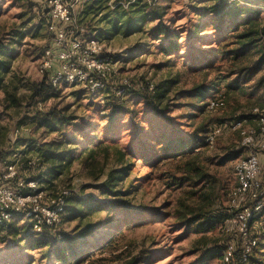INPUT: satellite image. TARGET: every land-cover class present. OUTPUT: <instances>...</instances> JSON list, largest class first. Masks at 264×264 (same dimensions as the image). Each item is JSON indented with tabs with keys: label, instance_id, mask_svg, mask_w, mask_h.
Returning a JSON list of instances; mask_svg holds the SVG:
<instances>
[{
	"label": "rangeland",
	"instance_id": "1",
	"mask_svg": "<svg viewBox=\"0 0 264 264\" xmlns=\"http://www.w3.org/2000/svg\"><path fill=\"white\" fill-rule=\"evenodd\" d=\"M92 1L95 0H70L78 26L84 19L89 20L90 17L86 18L84 10L86 4ZM119 1L104 0V10H113ZM133 1L122 2L128 7ZM151 1L153 0H143L145 3ZM247 1L251 2V7H259L257 0H239L238 3L244 4ZM154 2L165 9L162 21L168 29L181 32L179 51L168 55L160 50L162 38L154 39L151 36L152 29L159 20H150L144 24L142 31L134 34H126L123 30L107 39L99 33L108 27L103 15L109 12H100L97 15L100 22L97 19V26L93 31H88L102 40L109 57L119 61L108 71L104 88L106 90L94 94L80 86L63 85L58 88L61 91L59 98L37 101L31 95L34 86L43 79L40 72L42 56L46 49L53 47V35L48 30L51 20L49 10L45 0H0V38L21 26L26 33L22 43L17 46L6 81L0 87V127L7 137L6 145L0 148V152L5 153L4 161L0 160L2 173L13 163L22 181L41 175L40 146L63 135L72 137L78 128L86 134L79 138L81 144L76 150V156L71 162H67L60 173L41 181L47 195L54 196L65 189L76 197L100 196L98 187L115 166L113 153L109 152V157L105 158L104 152H99L95 156V163L91 164V158L84 154L82 147L88 143H97L94 138L97 135L103 136L101 133L104 130L110 132L103 136L105 144L126 145L138 140V151L156 149L158 155L162 156L159 159L164 161L157 160L151 164L141 159L136 160L135 168L124 187L127 188L129 183H140L132 197V203L148 208L147 214L126 216L119 213L118 216L123 220H134V223L126 227L122 223L116 229L98 230L91 238L92 244H96L88 249L83 247L80 251H89L80 255L81 261L76 264H196L198 256L205 249H210L211 253L205 264H223L220 248L230 234L224 226L227 219L217 221L212 229L197 232L193 227H184L179 216L187 206L199 205L204 200L211 203L206 211L208 215L225 209L231 210L229 193L236 185L233 168L246 150L240 148V136L225 127L215 137L213 144L207 146L202 145L196 135L205 137L214 125H228L234 119L248 116L254 107H264V84L258 85L261 73L243 76L238 88L227 92V82L223 78L232 65L226 58L220 59L216 64L221 65L218 68L196 70V66H206L205 61L200 58L213 49V46L197 40H203L206 36H209L207 39H215L219 33L211 22L210 14L205 28V20L199 15L208 3H212L211 0H155L152 3ZM113 23L112 18L108 25ZM197 25L204 29L192 43L189 36ZM217 46V43L214 44V47ZM194 47L204 54L198 53L191 57ZM255 57V54L249 53L247 61H252ZM216 77L222 78L217 82L219 89L208 98L223 97L225 104L209 109L206 107L207 98L190 94V91L199 83L211 85ZM235 78L236 76L229 81ZM161 83L168 84V97L171 98L164 116L148 107L141 96L143 93H150ZM121 85H127L129 92L118 99L120 94L117 93ZM7 93L15 95L17 105L6 96ZM106 97H110V103L112 99L124 101L122 112L112 123L105 117L111 111V106L103 102ZM56 103L58 107L70 104L71 109L76 110L78 118L74 125L50 132L48 128L40 126L37 115ZM248 123L256 125L251 119ZM183 144L199 148L183 149ZM229 153L236 155L232 159H226ZM167 156L171 158L166 159ZM190 156L196 157L200 166L210 175L212 184L198 182L185 183L183 187L173 185L171 176L180 175L182 162ZM3 181L6 182L5 179ZM9 183L16 185L14 182ZM156 208H159L158 211H155ZM115 216L116 212L112 211L110 217ZM106 217L108 213L103 211L91 219L96 221ZM14 222L19 227H27L29 224L22 219ZM76 225L77 221L70 220L67 215L55 230L46 232L53 237L62 232L73 234ZM257 235L259 244L253 256L259 264H264V233ZM2 236L6 237L5 241H1ZM18 240L20 239L6 233L0 235V264H66L47 255L46 249H30Z\"/></svg>",
	"mask_w": 264,
	"mask_h": 264
},
{
	"label": "trees",
	"instance_id": "2",
	"mask_svg": "<svg viewBox=\"0 0 264 264\" xmlns=\"http://www.w3.org/2000/svg\"><path fill=\"white\" fill-rule=\"evenodd\" d=\"M103 1L104 0H95L87 3L88 5L86 4L87 7L84 10V14L86 18H88V16L90 18L88 21L84 19L85 21L83 20L80 26H83L86 30L93 31L94 27L98 24L96 23L98 19L97 15L100 12L110 10H104L106 7L103 5ZM122 1L132 0H120L115 4L113 10L103 15V20L106 21L108 27L103 30L102 33H99L100 35L110 39L113 35L123 30L126 34H134L142 31L144 24L150 20H159L153 27L151 36L154 39L162 38L159 43L160 50L169 55L181 49V43L179 42L181 32L168 29L162 21L165 9L156 2L152 3L155 0L146 3L143 2V0H134L128 7H125V2ZM206 1L208 2L209 0ZM238 1L239 0H211L212 3H208L204 11L199 13L205 20L203 23L204 28L206 25L205 23L208 22V15L210 14L211 22H213L212 24L215 25L219 33L215 36V39L212 38L210 40L207 39L209 36H206L203 40H197V42L204 41L206 45L213 46V49L210 50L207 55L200 58V60L205 61L206 66H196L195 68L197 71L202 69L208 71L215 67H220L221 65H216L220 59H228L229 64L232 66L228 68V73L223 78V80L227 82L225 85L228 89L227 92L232 89H237L240 79L243 76L261 73L258 85L264 84V0H257L259 7H251L249 5L251 2L249 1L244 4H240ZM92 16L95 17L92 18ZM112 18L114 19V23L110 26L108 24H110ZM98 21L100 22V19H98ZM22 28L21 26L20 28L13 29L7 35L0 38V87L5 83L6 77L11 70L13 56L16 53L17 46L22 43V40L26 36ZM204 28H199V25L195 26L192 35L189 36V40L194 43V39L197 38ZM216 43L218 44L217 48L214 47ZM198 53L204 54L203 51H198V48L194 47L191 57L196 56ZM249 53L255 54L256 57L254 60L248 62L247 57ZM191 57L190 59L193 60ZM238 63H242L243 65L239 66ZM50 73L51 71L42 74L43 79L34 86L31 95L32 99L41 101L49 98H59L61 96V91L58 89L59 87L52 86L48 81ZM234 76H236V78L229 81L230 78ZM220 80H222L221 77H216V81L211 82V85L199 83L192 88L190 94L208 99L210 94H216L219 89V84L217 82ZM105 90L106 89H103L102 91ZM119 90H122L120 97H118V99H121L127 93L129 87L121 85ZM98 92L100 91L91 93L96 94ZM168 94V84L161 83L157 87H154L150 93H143L141 96L148 107L160 116H164L168 109V102L171 100ZM6 96L11 98L14 104H18V99L15 95L7 93ZM109 98L110 97H106L103 99V102L111 106L110 113L106 114L105 117L106 120L112 123L117 118L118 114L122 112V103L124 101L112 99V103H110ZM221 99L224 101L223 97H221ZM207 105L208 102L206 103V107ZM77 118L76 110H72L70 104L58 107V103L46 111L39 112L37 115L40 126L48 128L50 132H56L74 125ZM1 131L2 127H0V148L5 146L7 142L6 133ZM108 131L109 130H104L101 134L107 136L110 133ZM84 134H86V132L78 128L75 130L72 137H65L63 135L59 138L44 142L40 146L41 175H37V177H34L32 180L37 181L42 186L41 181L44 179L49 180V178H52L53 174L60 173L67 162H71L76 156V150L80 148L81 144L79 138L83 137ZM103 136L97 135L94 138V140H97V143L85 144L82 149L84 150V154H87L91 158V164L95 163L94 161L97 153L104 152L103 156L107 158L109 157V152H112L115 166L110 170L107 179L98 187L100 191L99 197L92 195L85 198L72 195L67 197L66 212L63 219L68 215L70 220L77 221L73 234L62 232L53 237L50 233H47L46 230H55L54 227L46 229L45 231H37L30 223L27 227H19L16 222L10 221L0 225V235L6 233L12 237L19 238L20 240L18 241L21 243L24 242L25 246L30 249H46L47 255L55 257L59 262L76 264L81 261L80 255L88 253L89 250L87 249L96 244H92L91 238L95 236L98 230L116 229L121 226L122 223L124 227L134 223V220H123L118 216L119 213H124L126 216H142L147 214L148 211L146 210L148 208L145 206H136L132 203V197L137 192L140 183H129L127 188L124 187V184L133 172L137 159L152 164V162H156L157 160L163 161L159 159L162 158V156L160 157L156 149L153 148H147L145 151H138V140L136 142L133 141L132 144L126 145L117 143L107 145L104 143ZM206 137L207 135L205 137L196 135V139L198 141L201 140L200 143L207 146ZM204 141L206 142L205 144ZM182 148L197 149L199 146L188 147L183 144ZM240 148L243 149L241 145ZM168 149L171 150L172 148L168 147ZM148 152L152 154H148ZM0 154L2 155L0 160L4 161L5 153L0 152ZM235 155L236 154L232 155L229 153L226 159H232ZM169 158L171 157H166V159ZM182 164L180 175L176 176L175 174L171 176L173 185L183 187L185 183L198 182H209L212 184L210 175L200 166L195 156H190V158L183 161ZM3 175L4 172L2 173L0 171V185H5L6 183L7 186L17 187L19 175L13 179L6 180V182L3 181ZM19 180H21V178H19ZM9 182H14L16 185L10 184ZM170 186L172 185L170 184ZM41 188L46 189L44 187ZM210 206L211 203L206 200L202 201L199 205H192V207L187 206L179 216L183 226L193 227L197 232H201L206 229H212L217 221H225V219L230 218L233 214L232 210L225 209L223 212L208 215L206 211H208V207ZM158 209L156 208L155 211H158ZM103 211H107L108 213L106 219H99L96 221L91 219L93 216L99 215ZM112 211L116 212L115 217H110ZM115 238L116 236L111 240ZM5 240L6 237L2 236L1 241ZM229 243H233L236 249L231 264H238L240 262L243 239L236 234H229L224 239V245L220 248L222 253ZM83 247H87V249H85L87 251H80ZM210 254V249L203 250L195 263L205 264ZM254 259L255 257L252 256L248 264H259V261Z\"/></svg>",
	"mask_w": 264,
	"mask_h": 264
},
{
	"label": "built area",
	"instance_id": "3",
	"mask_svg": "<svg viewBox=\"0 0 264 264\" xmlns=\"http://www.w3.org/2000/svg\"><path fill=\"white\" fill-rule=\"evenodd\" d=\"M45 3L51 17L48 30L53 35V47L43 53L41 74L51 71L48 81L54 87L76 85L91 92L103 90L108 71L119 61L105 53V45L93 32L77 25L70 0H45ZM121 93L119 90L118 94ZM207 102L209 109L224 105L219 96H212ZM249 119L256 125H249ZM224 127L238 133L240 145L246 150L234 164L236 185L229 193L233 214L224 226L227 233L243 239L238 264H248L259 244L257 233H264V107H254L248 116L234 119L228 125H214L206 142L213 144ZM3 177L5 180L17 177L16 165H8ZM18 185L16 188L0 185V225L22 219L37 231H45L61 224L66 199L71 195L69 190L52 196L35 180H21ZM235 253V245L229 243L222 253V263L231 264Z\"/></svg>",
	"mask_w": 264,
	"mask_h": 264
}]
</instances>
